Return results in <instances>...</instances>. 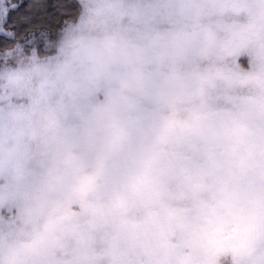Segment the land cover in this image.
<instances>
[{
  "label": "clouds",
  "instance_id": "clouds-1",
  "mask_svg": "<svg viewBox=\"0 0 264 264\" xmlns=\"http://www.w3.org/2000/svg\"><path fill=\"white\" fill-rule=\"evenodd\" d=\"M0 264H264V0H0Z\"/></svg>",
  "mask_w": 264,
  "mask_h": 264
},
{
  "label": "trees",
  "instance_id": "trees-1",
  "mask_svg": "<svg viewBox=\"0 0 264 264\" xmlns=\"http://www.w3.org/2000/svg\"><path fill=\"white\" fill-rule=\"evenodd\" d=\"M31 2V0H24V5L26 6V5H28L29 3ZM53 2V0H48V3L49 4H51ZM51 10V9H50ZM24 11V9L22 8L21 9V12H23Z\"/></svg>",
  "mask_w": 264,
  "mask_h": 264
}]
</instances>
